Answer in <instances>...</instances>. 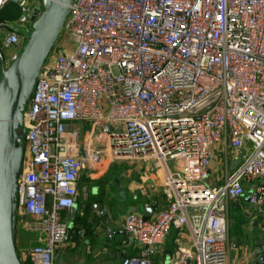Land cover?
Instances as JSON below:
<instances>
[{
	"label": "built area",
	"instance_id": "obj_1",
	"mask_svg": "<svg viewBox=\"0 0 264 264\" xmlns=\"http://www.w3.org/2000/svg\"><path fill=\"white\" fill-rule=\"evenodd\" d=\"M10 2L20 23L0 28V49H16L1 71L44 10L43 0H0V10ZM64 32L68 45H54L23 120L16 203L20 227L37 237L30 264H56L70 230L62 213L86 191L88 163L108 157L174 163L168 206L125 216L141 248L121 264H152L168 232L186 225L192 242L170 264H228L229 202L253 183L250 203L264 205V0H73ZM225 139L249 152L212 185V150ZM260 229L264 242V212Z\"/></svg>",
	"mask_w": 264,
	"mask_h": 264
},
{
	"label": "crops",
	"instance_id": "obj_2",
	"mask_svg": "<svg viewBox=\"0 0 264 264\" xmlns=\"http://www.w3.org/2000/svg\"><path fill=\"white\" fill-rule=\"evenodd\" d=\"M10 22L5 20L0 23V28L8 26L14 29L17 27H13L14 24ZM2 38L3 34L0 31V44ZM3 49L6 48L0 49V65L2 61H6L2 52ZM12 49L10 56L16 52V49ZM83 127V130L89 128L84 125ZM94 143H96L95 139ZM87 147L90 148V146ZM87 147L80 146L83 152L86 151ZM96 147L102 146H92L91 151L94 152L97 149ZM243 152L247 154L249 146L236 151L228 146L227 139L215 146L212 150L213 158L209 167V183L212 185L223 184L226 176L236 169L233 168V165L241 159ZM244 158L242 157V162ZM109 160L103 161L98 166H95L92 160L88 163L80 180V186L86 188V191H83V194L79 197L77 208L64 210L62 213V220L70 225V230L69 235L58 250L57 258L60 254L62 257L60 264H121L125 257L135 255L141 248L123 229V221L127 214H122L121 210L118 211L112 203H105L103 198L99 201L106 210L105 216L94 207V203L98 202L97 200L85 205L91 200L92 195L95 196L101 191L100 188L93 185V179L95 178L92 175L107 165ZM110 163H112V169L120 174L115 182L117 186L115 188L118 189L119 196L122 194V173L132 174L137 177L136 182H142L133 186L139 189L142 188L134 198L146 201L130 212L143 214L144 208L156 204L157 210L155 213H157L168 206L169 200L164 192L165 177L169 171H173V162L158 163L156 161L135 159H114ZM245 186V195L228 204V264H253L258 258L264 256V242L260 229L263 221L264 205L260 210L253 206L248 200L253 183H246ZM19 227L20 217H17L15 232L19 230ZM191 242L192 233L189 226H184L180 231L171 229L161 250L152 257V264H170L178 252L179 245L186 247ZM20 254L22 260L30 264L27 254L21 252Z\"/></svg>",
	"mask_w": 264,
	"mask_h": 264
},
{
	"label": "water",
	"instance_id": "obj_3",
	"mask_svg": "<svg viewBox=\"0 0 264 264\" xmlns=\"http://www.w3.org/2000/svg\"><path fill=\"white\" fill-rule=\"evenodd\" d=\"M73 0H43L44 10L33 18V30L18 57L8 66L3 64L0 74V264H23L17 252V179L24 154V114L30 101L40 69L58 41ZM29 83L25 97L18 101L17 91ZM241 159L233 165L237 168ZM251 191L248 200L250 201ZM94 207L106 215L100 201ZM77 208V204L72 208ZM156 204L144 208L143 215L151 217ZM69 235V233H68ZM67 235V236H68ZM264 256L253 264H262Z\"/></svg>",
	"mask_w": 264,
	"mask_h": 264
},
{
	"label": "rangeland",
	"instance_id": "obj_4",
	"mask_svg": "<svg viewBox=\"0 0 264 264\" xmlns=\"http://www.w3.org/2000/svg\"><path fill=\"white\" fill-rule=\"evenodd\" d=\"M42 2V0H40ZM19 15V16H18ZM19 17H20V10L19 13L17 11V16L15 14V18H12L10 23H13V27L16 26L17 21L19 22ZM20 23V22H19ZM23 28L20 29H25L28 27V24H22ZM22 35V33H21ZM65 32L62 34L61 37H59L58 41L59 43H62L64 45H68L67 38L65 37ZM13 51L12 47L11 48H6L3 49L2 52L4 54V58L6 60L9 58V54ZM1 55V53H0ZM9 55V56H8ZM28 104L26 105L27 108ZM74 128L75 129H80L84 128L81 123L75 122L74 123ZM110 159V160H109ZM109 160L107 162L108 164L100 168V170L96 171L94 175H92L95 179H93V185L101 189L102 192V197L104 199L105 203H112V205H115L116 209L119 211L121 210L122 214H128L133 208H137L140 205L144 204L146 200L140 199V198H134L135 195H138V192L142 189L135 188V184L142 183V182H136L137 177H134L132 174L127 175L125 173H122L121 176V181H122V194L119 196V191L116 189V180H118L119 173H116L115 169H112V163L111 157H108L105 159V161ZM121 197V200H120ZM136 202V204H134ZM19 230L18 235L19 239L17 242V251L20 254L21 253H26L28 249L32 246L37 245L38 243L34 241V237L29 234L27 231L22 229V227L18 228ZM22 259V257H20ZM61 254L57 258L56 264H60L61 262ZM23 261V260H22Z\"/></svg>",
	"mask_w": 264,
	"mask_h": 264
},
{
	"label": "trees",
	"instance_id": "obj_5",
	"mask_svg": "<svg viewBox=\"0 0 264 264\" xmlns=\"http://www.w3.org/2000/svg\"><path fill=\"white\" fill-rule=\"evenodd\" d=\"M17 11L19 13V7L16 3L10 2L7 3L1 10H0V23H3L5 20H11L12 18H15V14L17 16ZM19 16V15H18ZM63 32V31H62ZM62 36V33L60 35V37ZM0 72H1V65H0ZM116 171V170H115ZM117 173V171H116ZM101 190V189H100ZM102 192L100 191L98 194H96L95 196H91V200H89L85 205H87L88 203H93L94 200H102ZM18 231V230H17ZM15 232V240H16V245L19 239V235L18 232ZM26 231V230H25ZM29 234H31L34 237V241L37 242V237L34 233H31L29 231H27ZM38 243V242H37ZM18 248V247H17ZM18 250V249H17ZM18 252V251H17ZM19 254V253H18ZM19 256H21V254H19ZM23 264H27L25 263L26 261H22Z\"/></svg>",
	"mask_w": 264,
	"mask_h": 264
},
{
	"label": "bare ground",
	"instance_id": "obj_6",
	"mask_svg": "<svg viewBox=\"0 0 264 264\" xmlns=\"http://www.w3.org/2000/svg\"><path fill=\"white\" fill-rule=\"evenodd\" d=\"M28 84L29 83L25 82L18 89L17 96H16V98H17L18 101H21L25 97L26 92H27V88H28Z\"/></svg>",
	"mask_w": 264,
	"mask_h": 264
}]
</instances>
